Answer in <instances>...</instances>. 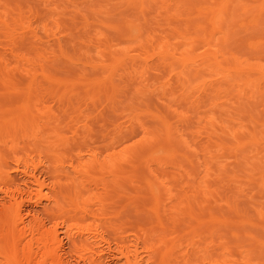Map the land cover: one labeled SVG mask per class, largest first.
Instances as JSON below:
<instances>
[{
  "label": "bare ground",
  "instance_id": "6f19581e",
  "mask_svg": "<svg viewBox=\"0 0 264 264\" xmlns=\"http://www.w3.org/2000/svg\"><path fill=\"white\" fill-rule=\"evenodd\" d=\"M157 1L127 0L140 14L114 28L131 41L129 58L112 40L105 64V33L96 30L84 47L101 62L93 56L78 78L62 80L49 70L53 44L40 34L51 28L0 0V264L264 260V202L242 208L215 187L239 166L243 176L227 181L242 192L259 177L264 191V38L252 40L264 0H161L177 22L166 27L143 17ZM241 16L248 20L237 24ZM235 27L251 39L248 56L228 40ZM155 59L180 67L163 78ZM174 79L190 118L166 102ZM126 86L133 92L125 109L116 95ZM103 97L106 106L90 108ZM156 100L164 102L152 108ZM229 143L240 152L226 157ZM168 169L183 183L164 178Z\"/></svg>",
  "mask_w": 264,
  "mask_h": 264
},
{
  "label": "rangeland",
  "instance_id": "374dc122",
  "mask_svg": "<svg viewBox=\"0 0 264 264\" xmlns=\"http://www.w3.org/2000/svg\"><path fill=\"white\" fill-rule=\"evenodd\" d=\"M51 4L45 3V0H2L3 4H8L10 8H14L16 6H20L23 11L28 14H23L27 20H31L34 23L39 24L40 26L48 25L51 30L45 34L43 31L40 34L46 39L49 38L51 40V44L53 46L48 49V65L49 70L52 75L62 79V80H75L79 77V73L82 69L87 67L88 65L94 64L91 57H95L99 62L100 59H97V55L95 53H89L88 50L84 47V41L87 37L94 36L96 30L105 33L103 37V48L106 49V57H104L105 64L112 63L113 54H109V50L107 49L109 42L112 40H117L118 43L117 50H124L127 58L131 56V41L126 40L118 34L115 30L116 25H122L126 20L136 19L138 13L137 9L127 3V0H50ZM161 0H158L156 3H153L149 6V9L146 11V14L143 15L150 22H154V26L165 25L167 23L176 24V18L171 14L165 13L161 8ZM32 9V10H29ZM31 11V14H29ZM161 13L159 14V12ZM239 14V13H236ZM19 14H9V18H17ZM131 16V17H129ZM193 19L195 14H185L181 13V18L188 17ZM248 20V17H239L235 20L238 24L239 21ZM183 22L182 20H180ZM156 22V23H155ZM89 25L87 27L86 24ZM166 27V25L164 26ZM254 30V28H253ZM264 38V19L260 22V27L253 31L252 40ZM121 37V38H120ZM257 37V38H256ZM58 39H61L62 45L64 46L63 50H60L58 46ZM249 35L247 32L239 27H235L234 30L230 32L229 42L233 45L234 51H237V55L239 56H248L250 55L247 44L251 41L248 40ZM243 41V42H242ZM114 50V49H113ZM261 57H264V54L261 52L258 53ZM255 55V52H253ZM103 60V58H101ZM99 60V61H98ZM93 62V63H91ZM101 62V61H100ZM152 62H157L158 65H161V74L163 78L170 77L173 72L172 69H178L180 67V63H173L172 68L170 66H164L162 61L159 59H155ZM165 62H170L169 59ZM123 68V67H122ZM87 73L89 75L97 74L95 69L89 67L87 69ZM161 77V78H162ZM162 78V79H163ZM23 80L26 79L23 77ZM159 84L160 80L155 81ZM174 86L169 94L166 96V102L168 104L173 105L172 110L178 109V113H183L187 118H190L193 115V110L189 109L190 105L183 100L180 95L183 90L181 85L176 84V79H174ZM126 83H122L121 86L124 87ZM120 86V87H121ZM127 88V86H126ZM84 91V89H82ZM133 88H127L125 92L117 93L116 99L117 101H122V108H127L128 103L131 102L130 97L132 95ZM115 94V93H114ZM236 91L233 92L232 97L236 98ZM214 100V99H213ZM212 99L210 102L212 103ZM124 101V103H123ZM164 102L161 100H156L155 105H151L152 108H155L156 105ZM256 102V101H253ZM105 97H103L100 101H98L95 105H91L92 109H101L106 106ZM84 105V101L81 103V106ZM111 106L112 105H107ZM135 106V105H134ZM139 108H143L142 105L138 106ZM178 113L169 112V117L175 123H179L180 116ZM218 116L220 114L215 112ZM253 115L258 116L259 110L253 112ZM248 117L246 113L243 117ZM186 123V122H185ZM188 138L190 141L194 140V136L192 135V128H188ZM191 132V134H190ZM197 139V138H195ZM196 141L200 142V138ZM231 143L226 145L225 149L222 151L223 155L226 157H230L235 153H239L240 151L235 149H231ZM257 146V149H260ZM232 165L235 160L233 158L228 160ZM188 169L190 168V163L186 162ZM236 171V172H233ZM237 174L238 177L243 176L242 168L237 166H229L225 169V173L222 174L223 181L218 182L215 187L222 193L225 198H235L237 202L240 204L242 208H251V202L253 201V207L255 202H264V191L258 186L260 178L257 177L253 180V183L249 184L248 187L242 192H238L235 186L227 181L228 176H234ZM229 176V177H230ZM169 182L173 185H180L183 183V179L180 176V173L175 169H168L167 174L164 176ZM236 190V191H235ZM254 216V215H253ZM255 218V216L253 217ZM264 237V233L262 231V235ZM235 259L241 260L239 255L235 257ZM254 263L264 264V260L260 258H256Z\"/></svg>",
  "mask_w": 264,
  "mask_h": 264
}]
</instances>
